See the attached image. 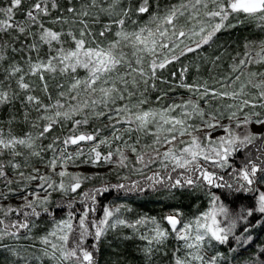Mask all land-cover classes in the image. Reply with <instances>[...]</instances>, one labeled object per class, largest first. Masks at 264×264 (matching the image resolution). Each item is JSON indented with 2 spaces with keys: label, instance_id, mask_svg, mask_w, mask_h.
<instances>
[{
  "label": "snow or ice",
  "instance_id": "6c2138e0",
  "mask_svg": "<svg viewBox=\"0 0 264 264\" xmlns=\"http://www.w3.org/2000/svg\"><path fill=\"white\" fill-rule=\"evenodd\" d=\"M23 5L24 0H7V6H0V178L7 181L9 193L15 191L11 187L14 182H37L36 189L45 195L21 188L23 195L17 207L0 205V261L100 264L97 254L101 243L113 234V259L106 264H128V242L139 264H153L158 254L168 255L167 245L172 238L177 245L168 264H264V242L253 247L256 238L252 235L255 230L264 231V112L255 111L264 110V71H248L247 79H241L248 64H264V38L258 45L252 41L246 45L257 46L259 51L255 57L246 52V60L233 64L232 72L240 74L217 80L219 90L195 81L186 83L184 76L189 69L185 67L180 71L178 86L196 99L159 109L146 107L152 103L149 90L158 91V69L182 56L199 53L217 39L218 33L246 20L258 21V27L264 30V0H177L164 6L160 0H66L63 5L61 0H34L24 12L23 21H17L16 12ZM133 15L147 16L148 21L127 31ZM48 19L51 25H68L69 30H54L46 24ZM96 25L101 26L99 32L93 31ZM114 28L116 38L105 45L104 40ZM44 46L48 52L42 56ZM125 48L132 50L130 56ZM9 50L13 53L10 59ZM220 58L215 55L208 60L215 66ZM81 68L87 72L83 79L75 75ZM49 75L68 77L67 83H55V97ZM37 91L44 95H37ZM166 95H157L155 102ZM211 101L225 103L213 111ZM245 109L252 111L249 114ZM224 111L230 122L236 121L237 129L245 131L234 132L221 124ZM238 113H244L243 119ZM77 116L82 118L75 119ZM197 118L200 124L193 122ZM90 120H106L104 128L110 131V137L100 138L104 129L97 127L91 133H74L63 140L55 137L47 145L43 143L57 124L73 121L77 128ZM250 125L260 131H253ZM153 127L155 132L151 131ZM17 128L23 130L17 132ZM217 128L228 135L213 139L207 130ZM201 131L203 140L197 135ZM141 135L155 137L151 145L144 146L151 152L139 148ZM185 136L187 141L182 139ZM82 142L91 145L84 163L95 166L101 160L112 163L113 157H118L119 165L124 166L130 151L138 164L147 167L159 161L164 171L147 176L146 186L139 182L105 185L84 193L83 199L91 204L85 203L78 224L73 223V211L57 221L48 206L50 197L57 191L75 193L81 187L82 178L69 173L67 166L86 155L79 147ZM176 142L185 146L177 148ZM113 143L118 145L115 152L110 148L102 155L98 150L100 145ZM69 145L78 146L75 153L68 152ZM161 147L165 148L163 152ZM48 152L53 154L50 158L45 156ZM241 153V164L233 166L230 159ZM38 165L43 166V172ZM177 169L183 171L174 178L172 173ZM9 170L19 180L8 179ZM159 186L187 189L193 195L197 188L207 187L219 190V194L206 192L210 206L187 222L183 213L174 209L163 217L169 228L146 215L130 221L120 215L123 205L104 206L102 217L89 220L97 197L110 187L144 192ZM7 199L8 195L0 192V200ZM67 207L72 209L73 203ZM13 213L16 218L9 219ZM44 215L53 218L52 229L43 235L34 234ZM149 224L147 231H139ZM123 228L132 229V234L118 235ZM221 246H226V251Z\"/></svg>",
  "mask_w": 264,
  "mask_h": 264
},
{
  "label": "trees",
  "instance_id": "16d2710c",
  "mask_svg": "<svg viewBox=\"0 0 264 264\" xmlns=\"http://www.w3.org/2000/svg\"><path fill=\"white\" fill-rule=\"evenodd\" d=\"M7 3V0H0V2ZM34 2V0H24V5L21 9L17 10L16 12V19L17 21H23L24 19V12L27 10L28 7ZM66 0H61V4L63 5ZM177 0H160L161 6H164L169 3H176ZM2 4V2H1ZM7 6V4L5 5ZM55 13H53V16ZM102 20L105 18L102 17ZM132 21H137L136 24L132 23ZM148 21L147 16L137 17L135 15L132 16V19L127 24V31H133L138 28V26H143ZM106 22V20H105ZM232 23H236L235 20H232ZM46 24L51 25V19L46 20ZM259 22L256 20H246L234 29H229L226 32H221L217 34V39L214 42L210 43L209 45L204 46L199 53H190L187 56H182L178 61H175L169 64L164 69H158V75L161 77L162 81H166V83L161 82L158 80L156 83L158 85V91L149 90L147 95L149 99L156 98L157 95L162 94L163 92H167L169 94H180L183 90L182 87H179L180 83V71L181 69L187 67L189 69L188 72L185 73L184 80L186 83H193L198 82L200 84H207L208 86L216 87L217 90L219 89V85L216 83L221 77H228V76H235L239 75V73L232 72V66L235 64L237 59L240 56H243L246 52L247 53H255L258 49L257 46L253 47H246V45L252 41L255 42L257 45L261 38H264V30L258 27ZM54 30L60 31H68V25H60L55 24L51 25ZM100 25H96L93 28V31L99 32ZM116 29H113V32L108 35V37L104 40V44L107 45L109 41L115 39ZM70 46V45H65ZM127 49V48H126ZM124 49L125 52L131 55V49ZM48 52L47 46H44L41 55L43 56L45 53ZM218 55L220 56V60L214 66L209 60V56ZM9 59L13 56V53L9 50L7 53ZM17 59L19 57L17 56ZM231 68V69H230ZM231 71V72H230ZM246 70H243L245 73ZM173 73L176 75L173 76ZM48 75V74H46ZM75 75L81 79L87 76V72L84 69H78ZM49 79V87L51 89V94L55 97L56 89L55 83L58 81L59 83H67L68 77L59 76L57 75L53 78L51 75L48 76ZM38 83V81H35ZM37 95L43 96L44 94L40 91H37ZM45 101L47 102V97H45ZM223 104L224 101H211V110L217 108V104ZM19 106L17 102V107ZM207 109V108H206ZM218 109V108H217ZM208 110V109H207ZM7 111V109H5ZM81 116L75 117V119H81ZM104 121L101 122L99 120H90L88 124L81 125L77 128H74L73 121H64L61 124H57L53 131L51 132L48 137L43 141L45 145L52 142L55 137H59L61 140L72 135L74 133H91L97 127L104 129L101 132L100 138H103L107 135L110 131L104 128ZM237 129V128H236ZM245 129L241 132H244ZM135 136H133V139ZM127 139V137H125ZM117 143H113L111 146L100 145L99 149L102 151L103 154H107L108 151L111 150L115 152ZM146 151L148 148L145 149ZM148 152V151H147ZM48 152L45 156H48ZM52 154V153H51ZM129 156V152H127ZM243 160V153L238 154L234 159H230V163H233V166H239ZM113 162L119 168V171L125 173V177L120 178L114 173H110V176L107 178H100L98 175H93L90 177L84 178L81 180V187L77 190V192L65 195L62 192H53L50 197L49 208L52 210L54 214L55 220H61L67 218L69 211H73L75 213V219L73 221L74 224H78L79 221V213L84 208L85 203L91 204V201H87L83 199V194L92 192L95 189L102 188L103 186H115L117 184H126L131 185L132 182H139L140 185L146 186L148 181L146 180L147 176H151L154 172L148 173L144 176L136 177L132 175L131 172H127L125 165L120 166L118 162V157H113ZM126 171V172H125ZM161 172V171H160ZM176 176L177 173L173 174ZM116 176V177H115ZM119 177V178H118ZM175 178V177H174ZM130 183V184H129ZM208 191H215L219 194V190L216 189H208L207 187L204 188H197L196 194L193 195L187 189H172L169 190L164 186H159L157 190L153 191L151 189H146L144 192L140 191H125V190H117L115 187H110V190L106 193H102L100 196L97 197V202L92 207L95 208V212L89 216V220L96 218L97 214H103V207L104 206H112L116 207L119 205H123V211L126 213L123 215L125 218L127 217L128 220L132 221L135 220L139 216H147V217H155L160 222L161 226L164 228H168L167 222L163 220V214L168 209H179L183 213V217H190L193 216L209 206V197L205 195ZM69 202L73 203L72 209L67 207ZM63 205L62 207H57V205ZM127 209H131V211H127ZM121 215V213H120ZM0 218L2 214H0ZM15 214H11L9 219H15ZM53 227V218L47 215L41 217L39 222V227L34 229V234L43 235L51 230ZM132 230L128 228H123L120 230L119 234L122 235H131ZM253 237L256 238V244L253 247L258 246L261 242H264V231L255 230L252 233ZM90 242V241H89ZM22 244L30 243V241H21ZM116 237L113 234H109L104 241L101 243L100 251L97 254V259L99 260L100 264H106V261L113 259L110 253L115 249ZM111 245V247H109ZM177 242L174 238L168 241L167 245V252L168 255L164 256L163 254H158L153 264H168V260L171 256V251L176 247ZM124 245L121 244V247ZM40 245L37 242V248ZM129 257H128V264H139L138 260L131 254V247L132 243L128 242L127 244ZM221 250L226 251V246H221ZM39 255V252L36 253ZM246 255V254H244ZM243 256L241 257V260ZM0 264H3V261H0ZM44 264H52L51 261L45 260ZM233 264H237L236 261Z\"/></svg>",
  "mask_w": 264,
  "mask_h": 264
},
{
  "label": "rangeland",
  "instance_id": "374dc122",
  "mask_svg": "<svg viewBox=\"0 0 264 264\" xmlns=\"http://www.w3.org/2000/svg\"><path fill=\"white\" fill-rule=\"evenodd\" d=\"M1 2H2V4H1ZM1 2H0V6H5L7 4L6 2L5 3H3V1H1ZM127 49H130V48H127ZM257 51H259V48L256 50V52ZM256 52L255 53H248V55H250L252 57H255ZM241 59H245L246 60L247 59V56L245 54L243 56H240L237 59V61L235 62V64H238L239 63V60H241ZM243 70H246V72L241 77V79L242 80H246L247 79V72L248 71H264V64H257V63L248 64L245 68H243ZM249 91L254 92L255 90L254 89H249ZM190 98L196 99V97L192 93L188 92L185 88H183V90L181 91L180 94H176L175 95V94H169V93H167V95L164 96L163 100H161L159 103H156L155 102V98L154 99H151L150 101H152V103L150 105H146V107H149L150 106V107L159 109L161 106H167V105L173 104V103L180 104L181 102L186 101V100H188ZM231 102L232 101H227V103H231ZM223 104H220V103L217 104V106H218L217 108L218 109L221 108ZM204 106L205 105L203 103H201V107H204ZM217 108H215L213 111L217 110ZM206 111H207V109H206ZM251 111L252 110H250V109H245V112H248L249 114H250ZM255 111L264 112V110H261L259 108L255 109ZM175 114L176 113H173V115H175ZM227 115H228V112L227 111H224L223 118L220 119V123L223 124V125H227L234 132H241L243 130V128L236 129V121L233 120V121L230 122L227 119ZM243 115H244V113H238V117L240 119H243ZM262 118H264V116H262ZM193 122L196 123V124H200V121H199L198 118L195 119ZM107 123L108 122L105 120L104 121V124H107ZM249 127L253 131H260V128H258L255 125H250ZM22 130L23 129H21V128H17L16 129L17 132H20ZM55 131H53V132H55ZM151 131L152 132H155L156 129L153 127L151 129ZM207 131H210L211 132V136H212L213 139H217L220 136H225L226 137L228 135L227 133H225L223 131L222 128H217L215 130H207ZM197 135H199L201 137V139L203 140V136H204V132L203 131L197 133ZM104 137H110V132L107 135H105ZM154 139H155V137L152 136V135H147V136L141 135V141H140L139 148L140 149H143L144 151H146L145 150L146 148L144 146L145 145H151L153 143V140ZM182 139H184L185 141H187L189 138L187 136H185ZM204 143H207V141H204ZM106 145L107 144H105L104 146L106 147ZM90 146H91L90 145V142H82L79 145V147H81V148H83L85 150L86 155L83 156V157H80L79 159H77L75 161V164H72V163H69L68 164L67 171L69 173L74 174V175H79L82 178V180L85 177H90V176H93V175H98L100 178H107V176L108 177L110 176V173H114V175H117L120 178L125 177V173L122 172V171H119V168L117 167V165L114 162H112V163H105L103 160H101L95 166H93L91 163H84L83 161L85 159H87V152H88V149L90 148ZM184 146L185 145L179 144L178 142H176V147L177 148H182ZM77 147H78L77 145H69L67 150L70 153H75L76 150H77ZM98 150L102 153V151L100 149H98ZM164 150H165L164 147H161L160 148V151L161 152H163ZM147 151L148 152H151V149L148 148ZM52 155L53 154L49 153L48 156H46V158H50ZM102 155H105V154L102 153ZM128 157H129L128 161L125 162L126 170H127V172H131L132 175H135L136 177L144 176V175H146L148 173H151L153 171H161V173H163V171H164V169H163L162 165L159 163V161H157L156 163L149 164L147 167H145L144 165L138 164L136 162L135 155H133L130 151H129V156ZM38 166L41 167V172H43L44 171L43 166L42 165H38ZM205 166L208 167V165H205ZM169 168H171V165H169ZM137 169H140V171H137ZM212 170L218 171L217 169H212ZM181 171H183V170L177 169V172H174L173 174L179 173ZM173 177H176V176H173ZM54 178L57 179V180L59 179V177H54ZM8 179H12L13 181L19 180V178L17 176L13 175L10 170H9ZM6 183H7V181L4 178H0V192L5 193V194L8 195V199L7 200H0V205L4 206L5 208L7 206H9V205H11L12 207H17L21 203L20 197L23 195V193L20 191L21 188H26V190L29 191V192H31L33 190L40 191L39 189H36V183L37 182H31V183H15L14 182L11 185V187L13 189H15V191L12 192V193H9V190H8V187L6 186ZM69 193L70 192H68L67 194H69ZM67 194H65V195H67ZM40 195L43 196V195H45V193L42 192V191H40ZM119 206H121V205H119ZM209 206H210V204H209ZM206 209H204L203 211H205ZM173 210L174 209H168V210H166L164 212L163 216H166V215L170 214ZM203 211H201V212H199V213H197V214H195L193 216H190V217H183V219H184L185 222H187L189 220H192L194 217L200 215ZM125 213H126L125 211L121 210V216L122 217H124L123 215ZM99 217H102V214H97L96 218H99ZM132 221H134V220H132ZM149 228H151V225L150 224L149 225H145V226H141L140 229H139V231L145 232ZM168 228H169V226H168ZM51 239H53V241L56 242L55 238H51Z\"/></svg>",
  "mask_w": 264,
  "mask_h": 264
}]
</instances>
